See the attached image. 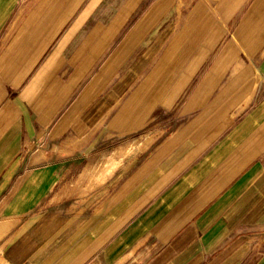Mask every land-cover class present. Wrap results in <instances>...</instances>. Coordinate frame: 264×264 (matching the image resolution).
<instances>
[{"label": "crops", "instance_id": "obj_1", "mask_svg": "<svg viewBox=\"0 0 264 264\" xmlns=\"http://www.w3.org/2000/svg\"><path fill=\"white\" fill-rule=\"evenodd\" d=\"M0 255L264 264V0H0Z\"/></svg>", "mask_w": 264, "mask_h": 264}, {"label": "rangeland", "instance_id": "obj_2", "mask_svg": "<svg viewBox=\"0 0 264 264\" xmlns=\"http://www.w3.org/2000/svg\"><path fill=\"white\" fill-rule=\"evenodd\" d=\"M54 192H55V190H52L51 193L47 197V209H46V211H44V210L41 211V212L36 211V212H33L31 216H27L26 217L27 223H28V221H30V220L38 219L39 218V215H41V218L43 219V222L41 224V227L42 226L43 227L44 226H47V228H39L36 225V227H34V229H31V230H39V229L42 230V231H45L46 230L50 234L52 232H54L55 228H54V224L53 223L55 222L56 214H57V216L59 215V217L61 215L60 210L59 211H56L55 208H54ZM65 214L66 213L64 211L63 212V217H65ZM67 214L69 215V213H67ZM21 220H23V219H21ZM21 220L19 219V221H21ZM16 222L17 221L12 222L11 225L12 224L14 225ZM11 228H12V226H11ZM11 228H9V229H11ZM0 264H6L5 260H3L2 257H0Z\"/></svg>", "mask_w": 264, "mask_h": 264}]
</instances>
